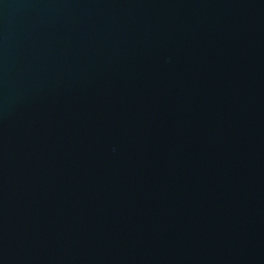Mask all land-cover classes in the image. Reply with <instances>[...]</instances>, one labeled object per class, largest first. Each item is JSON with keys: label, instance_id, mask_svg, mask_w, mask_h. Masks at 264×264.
<instances>
[{"label": "water", "instance_id": "water-1", "mask_svg": "<svg viewBox=\"0 0 264 264\" xmlns=\"http://www.w3.org/2000/svg\"><path fill=\"white\" fill-rule=\"evenodd\" d=\"M0 264H264V0H0Z\"/></svg>", "mask_w": 264, "mask_h": 264}]
</instances>
